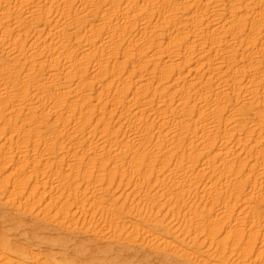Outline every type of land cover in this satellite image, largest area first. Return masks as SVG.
I'll use <instances>...</instances> for the list:
<instances>
[{
  "label": "rangeland",
  "instance_id": "374dc122",
  "mask_svg": "<svg viewBox=\"0 0 264 264\" xmlns=\"http://www.w3.org/2000/svg\"><path fill=\"white\" fill-rule=\"evenodd\" d=\"M0 264H264V0H0Z\"/></svg>",
  "mask_w": 264,
  "mask_h": 264
}]
</instances>
